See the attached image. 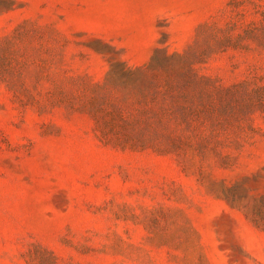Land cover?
<instances>
[{
    "label": "rangeland",
    "instance_id": "rangeland-1",
    "mask_svg": "<svg viewBox=\"0 0 264 264\" xmlns=\"http://www.w3.org/2000/svg\"><path fill=\"white\" fill-rule=\"evenodd\" d=\"M177 53L218 123L108 142L113 65ZM0 264H264V0H0Z\"/></svg>",
    "mask_w": 264,
    "mask_h": 264
},
{
    "label": "trees",
    "instance_id": "trees-1",
    "mask_svg": "<svg viewBox=\"0 0 264 264\" xmlns=\"http://www.w3.org/2000/svg\"><path fill=\"white\" fill-rule=\"evenodd\" d=\"M203 56L165 55L118 71L113 65L93 107L103 137L124 149L180 154L203 124L216 125L223 89L194 68L193 61Z\"/></svg>",
    "mask_w": 264,
    "mask_h": 264
}]
</instances>
